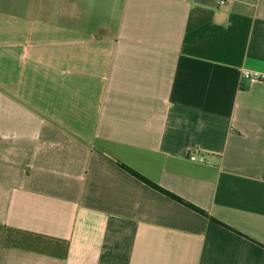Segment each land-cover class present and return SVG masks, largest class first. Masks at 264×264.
<instances>
[{"label": "crops", "instance_id": "0c3cea01", "mask_svg": "<svg viewBox=\"0 0 264 264\" xmlns=\"http://www.w3.org/2000/svg\"><path fill=\"white\" fill-rule=\"evenodd\" d=\"M244 71L264 0H0V264H264Z\"/></svg>", "mask_w": 264, "mask_h": 264}, {"label": "trees", "instance_id": "16d2710c", "mask_svg": "<svg viewBox=\"0 0 264 264\" xmlns=\"http://www.w3.org/2000/svg\"><path fill=\"white\" fill-rule=\"evenodd\" d=\"M121 166H122L124 169H126L130 174H132V175L135 176L136 178H138V179H140V180L146 182L147 184H149L150 186L154 187L155 189H157V190L163 192V194H165V195H167V196H169V197H171V198H173V199H175V200H177V201H179V202H181V203H184V204H186L187 206L192 207L194 210H196V211H198V212H200V213L206 215V213H205L204 211H202V210H200V209H198V208H195V207L191 206L190 204H188L186 201H184V200H182V199H180V198H178V197H176V196L170 194L169 192H166L165 190L160 189L159 187H157L156 185H154L152 182H150L149 180H147L146 178H144L142 175H140L139 173H137L136 171H134L132 168H130V167L126 166V165H123V164H121Z\"/></svg>", "mask_w": 264, "mask_h": 264}, {"label": "built area", "instance_id": "2783aa9c", "mask_svg": "<svg viewBox=\"0 0 264 264\" xmlns=\"http://www.w3.org/2000/svg\"><path fill=\"white\" fill-rule=\"evenodd\" d=\"M227 0H221V4H225ZM244 79L254 82V81H262L264 80V74L259 72H250V71H244L243 72ZM189 159L193 162H199L204 163L206 160L204 157L198 156L196 154H189Z\"/></svg>", "mask_w": 264, "mask_h": 264}]
</instances>
